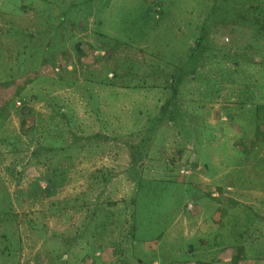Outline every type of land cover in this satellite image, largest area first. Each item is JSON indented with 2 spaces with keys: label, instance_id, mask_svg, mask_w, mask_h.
Masks as SVG:
<instances>
[{
  "label": "rangeland",
  "instance_id": "374dc122",
  "mask_svg": "<svg viewBox=\"0 0 264 264\" xmlns=\"http://www.w3.org/2000/svg\"><path fill=\"white\" fill-rule=\"evenodd\" d=\"M193 45L197 50L190 52ZM81 56L88 62H98L91 71L88 65L80 70L86 71L84 75L95 76L91 87L95 102L106 100L102 88L109 84L140 92V97L128 105L129 110L117 113L116 128L104 127L107 134L142 128L146 123L141 114L160 117L158 122H150L156 126L145 136L154 132L156 149L165 148V152L156 154L158 159L151 162L144 176L136 177L138 184L134 185L131 198L133 212L123 238L122 264H153L154 260L162 264L177 256L174 248L165 245L169 213L178 204L184 207L193 197L185 196L192 190L184 192L183 184L177 182L180 166L192 172L193 162H198L199 170L206 165L220 169L225 180L239 177L237 186L255 184L264 189V0H0V264H102L96 254L106 248L101 238L112 216L100 214L96 221L87 224L83 233L99 236L92 244H100L82 250L89 256H78L80 247L75 242L69 250L72 255L68 256L61 239L43 237L45 219L41 214L48 201L33 199L44 194L43 186L50 177L37 175L31 169L32 142L61 139L63 131L53 126L60 123L57 119L47 120L45 125L35 124L34 110L60 103L51 92L45 97L30 91L49 88L56 92L60 85L55 82L56 77L74 73ZM161 66L166 67L162 68L163 77L171 72L172 81L184 85L181 94L177 89L175 120L167 115L162 102L160 107L151 103L145 113L140 111L155 97L147 94L157 93L152 90L154 80L150 75L137 78L133 71L127 77L119 74L127 68L150 73ZM109 72L115 73L113 79ZM173 73H178L177 79ZM36 80L30 89L24 88ZM71 83L79 84L80 79ZM188 92L199 97L183 101ZM202 103L219 110L210 117L220 124L232 121L228 139L220 137L214 126L201 125L208 116L198 112L197 105ZM126 115L133 120L130 127L123 120ZM227 132L225 128L220 134ZM235 143L237 152L213 166L205 144L219 155L227 154ZM175 144L189 150L195 147L197 161L186 149L187 157L178 160V164H162ZM138 161L134 160V167L129 170L134 177L139 174V166L145 164ZM58 178L56 184L60 185ZM236 194L228 193L238 205H228L223 210V226L213 231L217 237L209 232L205 241L226 249L225 254L215 257L218 264H264V193L260 207L255 202L257 208L250 205L245 211L239 208L241 200ZM239 194L246 203H252L253 192ZM52 203L56 210L60 207V202ZM207 216L211 217L212 211ZM222 229V240L213 242L211 239H217ZM156 239H160L157 250L146 247V242ZM48 245L50 253L46 252ZM184 245L185 242L179 246ZM110 264L120 263L115 260Z\"/></svg>",
  "mask_w": 264,
  "mask_h": 264
},
{
  "label": "crops",
  "instance_id": "0c3cea01",
  "mask_svg": "<svg viewBox=\"0 0 264 264\" xmlns=\"http://www.w3.org/2000/svg\"><path fill=\"white\" fill-rule=\"evenodd\" d=\"M78 59V66L74 73H68L69 75L67 74L65 78L56 77L55 82L57 84L60 83L56 92L53 93L49 88L41 92L38 89L37 92L30 91L45 97L51 92L60 103L55 107L48 104L34 110L35 124L45 125L44 123L47 120L57 119L61 124L53 123V126L61 128V131H63L61 139L55 137L32 142V151L29 155L33 165L31 169L37 175L50 177V180L43 186L44 194L33 199L42 198L44 201H48V203L44 204L46 209L41 214V217L45 219L42 223L45 234L43 237L49 240L55 239V237L61 239L63 246L67 247L68 256L72 255L69 250L72 249L71 245L74 242L80 247L78 248V256H89L87 252L84 253L82 250L87 246L98 247L100 244L99 242L96 245L92 244L93 241H97L99 236L96 238L94 233H83L87 231V224L94 221L100 214L112 216L108 223L105 224L107 232L101 238V243L103 244L101 245L106 248L96 254L98 256L97 260L102 264H110L115 260L122 264L123 238L125 237V229H127L129 221H131L129 216H132L133 212V201L131 198L135 190L134 185L138 184L136 177L144 176V172L148 171L147 167L151 162H155L158 159L156 154H164L165 152V148L156 149L157 144L154 141V132L149 136H145L146 131L156 126V124L150 125V122H158L160 120L159 115L150 116L144 111L147 110V105L154 103L157 108L160 107L162 102V107L167 112V115H170L172 120H175L176 108L177 104H179L176 99L177 89L181 94L180 90L184 85L181 82L172 81L171 72H167L163 77V69L166 68L162 67L163 65L150 71V73L146 70L137 71V68L135 70L127 68L119 72L122 77L130 75L131 71L135 72L133 76L137 78L139 76L148 78L147 76L150 75L154 80L152 90H157L158 94L156 91L147 94L155 97L146 103L145 107L140 109L141 112L145 113L140 115L146 123L141 126L142 128L138 127L136 130L128 128L125 131H117L116 135H112L111 132L107 134L109 131L105 130L104 127L112 125V127L116 128L118 126L116 121L118 118L117 113L129 110L128 105L134 99L140 97V92L119 84H109L102 88V95L106 97V100L95 102L91 94L92 79L95 76L84 75L86 71L81 72L80 70L84 65H88V70L91 71L92 68H96L98 62H88L82 56ZM189 59L191 60L190 56ZM181 69H178L180 74L183 73ZM146 73L148 74L146 75ZM177 74L173 73L176 79ZM109 76L113 79L115 73L109 72ZM182 77L184 80V76ZM78 78L80 79L79 84L76 83L74 85L71 83V81H76ZM186 78L188 79L189 75ZM158 79H161V81H158ZM195 80L197 81L196 77ZM36 82L38 81H30L28 86L24 88L30 89ZM165 90H167L166 93ZM142 95L145 94L143 93ZM193 97L196 98L199 95L189 93L186 98L183 97V101L191 100ZM126 99L130 100L127 101ZM124 102L126 104H123ZM197 106L199 114H208L201 125L210 124L214 126L216 133L220 137L228 139L232 121L220 124L214 117H210V114L217 113L219 110L215 111L214 108L203 103ZM235 112L237 117H240V111L236 110ZM182 118H187V116H182ZM123 120L128 122L126 126L129 125V127L133 122L132 119H128L127 115L123 117ZM244 126L237 125L236 127L243 128ZM225 128H228V132L220 134ZM179 141H182L181 137H179ZM173 147L171 148V154L165 155L164 159L161 160L162 164L172 163V165H175L178 164L177 162L180 159L187 157L184 154L186 147L176 144ZM205 148L210 151V161L211 163L213 162V166L220 165L229 155L235 154L238 150L236 143L231 148L232 150L229 149L227 151V154L217 155L213 148L207 144H205ZM187 150L193 154L192 158L196 160L195 147L192 150ZM134 160H137L138 163L141 162L140 164H142V161L145 162L143 167L139 166V174L135 177L129 172L130 168L134 167ZM190 161L188 158L187 162ZM147 163L149 164L147 165ZM193 163L195 164V170L192 172L190 170L187 173L182 172L183 169L180 166L179 172L181 176L177 180L178 183L183 184L184 192L192 190V194L187 193L185 195H193L192 200H189L184 207L178 204L175 210L169 213L170 217L166 231L168 237L165 245L170 249L174 248L177 256L175 259L167 258L170 259L168 263H166L167 260H163L162 264H218L215 257L225 254L226 249L223 246H213L211 242V244H207L205 240H208L207 233H213L217 227L223 226L220 224L223 210H226L228 205L231 206L238 202L232 200L228 193L237 192L236 198L241 200L239 201V208L244 211L251 208L249 207L250 205L255 207L256 203L260 207L261 200L264 198L262 195L264 189L254 186L255 184L249 185V187L240 186L239 184L237 186L235 181L238 182L240 180L239 177L234 178V180L228 177L225 180V175L220 169L207 168V165L206 167L204 165L205 168L199 170L198 168L201 167V164L198 162ZM58 177L62 181L60 185L56 184L59 180ZM245 192H253L251 204L246 203L245 197L239 194ZM52 202H60V207L56 210L57 206L53 208ZM211 211L212 216L208 217L207 212ZM228 214V212L225 213L226 218H228ZM118 216H120L119 220L117 219ZM195 216L199 222L195 221ZM58 220L60 223H55ZM204 221H208L206 222V227ZM57 224L61 226H57ZM225 225L228 228L227 223ZM118 228H120L119 231L116 230ZM224 230L222 229V232L218 233L219 237L217 239L211 240L215 243L220 242L224 236ZM212 237H217V233H213ZM193 238L198 239V241H194ZM179 240L180 242H178ZM159 242L160 239L146 242V247L151 246L152 249L157 250ZM183 242H185L184 247H180L179 245ZM133 244L135 245V240ZM50 251L51 247L48 245L46 252L50 253ZM243 253L244 248L242 247ZM156 254L164 255V252H156ZM89 264L95 263L91 261ZM153 264H160V261L154 260Z\"/></svg>",
  "mask_w": 264,
  "mask_h": 264
},
{
  "label": "trees",
  "instance_id": "16d2710c",
  "mask_svg": "<svg viewBox=\"0 0 264 264\" xmlns=\"http://www.w3.org/2000/svg\"><path fill=\"white\" fill-rule=\"evenodd\" d=\"M258 33H259V32H258ZM197 41H198V40H197ZM195 50H197V49H196V45H195V46L193 45V48L190 49V52H194Z\"/></svg>",
  "mask_w": 264,
  "mask_h": 264
},
{
  "label": "built area",
  "instance_id": "2783aa9c",
  "mask_svg": "<svg viewBox=\"0 0 264 264\" xmlns=\"http://www.w3.org/2000/svg\"><path fill=\"white\" fill-rule=\"evenodd\" d=\"M182 172H185V173H187V172H188V170H183Z\"/></svg>",
  "mask_w": 264,
  "mask_h": 264
}]
</instances>
